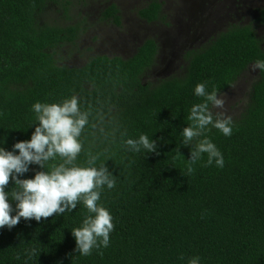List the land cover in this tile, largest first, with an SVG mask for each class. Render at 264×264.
<instances>
[{
	"label": "trees",
	"instance_id": "obj_1",
	"mask_svg": "<svg viewBox=\"0 0 264 264\" xmlns=\"http://www.w3.org/2000/svg\"><path fill=\"white\" fill-rule=\"evenodd\" d=\"M52 3L65 0H0V148L13 151L31 139L39 123L36 102L62 104L76 96L88 122L74 166H106L114 176L115 187L104 185L97 201L110 212L114 230L107 248L83 256L72 229L95 214L82 201L40 221L21 218L11 229L0 228V264H189L194 257L199 264H264V72L258 69L246 107L232 119L231 136L209 125L199 138L222 153V168L215 161L207 165L204 153L189 175L192 145L182 143L191 108L206 100L195 94L196 86L219 95L251 64L264 61V5L254 19L262 36L254 24L231 25L207 46L187 51L182 76L144 83L159 50L154 38L128 58L94 54L70 66L61 52L77 50L81 28L43 19ZM161 12L159 0L137 10L148 22ZM101 17L119 24L117 5L109 4ZM141 135L157 142L159 155L128 150L124 141ZM90 156L97 157L94 164ZM62 162L57 156L45 168L31 164L19 178ZM13 188L10 179L5 191ZM9 202L15 209L17 201L9 196Z\"/></svg>",
	"mask_w": 264,
	"mask_h": 264
},
{
	"label": "clouds",
	"instance_id": "obj_2",
	"mask_svg": "<svg viewBox=\"0 0 264 264\" xmlns=\"http://www.w3.org/2000/svg\"><path fill=\"white\" fill-rule=\"evenodd\" d=\"M252 71L259 69L264 72V61H256L251 65ZM197 96L206 97L204 103L191 108L187 120L191 125L182 131L183 144L192 145L191 157L188 159L187 172H194L193 165L207 153V165L213 161L222 168L224 158L207 137L204 135L207 126L220 130L225 136L232 134V118L224 112L215 113L212 107L223 109L225 101L218 97L217 91L206 93L205 85L198 84L195 88ZM32 110L39 121L30 140L19 141L13 151L0 148V228L9 229L16 226L21 218L40 221L53 214L71 212L82 201L89 213L83 221V226L72 229L76 239V251L83 256L92 254L93 248H107L110 243L109 234L114 230L113 218L103 206H98L104 185L109 189L115 187V178L106 166L79 167L74 166L82 144L78 137L88 122V113H82L76 96L66 99L62 104H41L36 102ZM195 141V143H194ZM124 143L128 150L139 152L141 147L149 153L157 151V142L149 140L147 135H141L138 140L127 139ZM15 150H19L16 154ZM59 156L63 162L52 166L50 171H39L34 178L20 179L29 170V165L38 164L45 168L47 162ZM97 157L90 156L89 164H94ZM10 179L15 181V188L9 193L5 188ZM9 196L17 201L15 209L9 202ZM15 211L16 214L12 215ZM103 255V252H99ZM19 259V256H17ZM183 259V257H181ZM189 264H199V257L189 260Z\"/></svg>",
	"mask_w": 264,
	"mask_h": 264
},
{
	"label": "rangeland",
	"instance_id": "obj_3",
	"mask_svg": "<svg viewBox=\"0 0 264 264\" xmlns=\"http://www.w3.org/2000/svg\"><path fill=\"white\" fill-rule=\"evenodd\" d=\"M149 1L65 0V5L52 3L43 19L80 26L77 50L70 55L61 52L70 66L82 65L88 55L94 54L128 58L145 39L154 38L159 50L155 63L143 75L144 83L182 76L186 70V51L207 46L214 36L231 25L254 24L258 34H263V27L256 25L254 19L264 0H159L162 12L152 22L137 13ZM111 3L119 9V24L112 18L101 17L102 10ZM251 65L233 86L218 95L225 105L223 109L211 107L214 117L215 113L224 112L235 119L244 110L252 83L258 77V69L252 71Z\"/></svg>",
	"mask_w": 264,
	"mask_h": 264
},
{
	"label": "flooded vegetation",
	"instance_id": "obj_4",
	"mask_svg": "<svg viewBox=\"0 0 264 264\" xmlns=\"http://www.w3.org/2000/svg\"><path fill=\"white\" fill-rule=\"evenodd\" d=\"M256 13H257V10H256ZM189 50H191V49H189ZM189 50H187V51H189ZM187 51H186V53H187ZM186 53H185V56H186ZM186 59V58H185Z\"/></svg>",
	"mask_w": 264,
	"mask_h": 264
}]
</instances>
